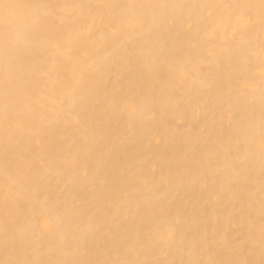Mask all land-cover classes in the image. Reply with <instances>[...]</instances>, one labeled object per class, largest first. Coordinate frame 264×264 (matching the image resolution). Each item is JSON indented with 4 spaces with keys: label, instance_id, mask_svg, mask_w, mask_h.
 <instances>
[{
    "label": "bare ground",
    "instance_id": "6f19581e",
    "mask_svg": "<svg viewBox=\"0 0 264 264\" xmlns=\"http://www.w3.org/2000/svg\"><path fill=\"white\" fill-rule=\"evenodd\" d=\"M0 264H264V0H0Z\"/></svg>",
    "mask_w": 264,
    "mask_h": 264
}]
</instances>
